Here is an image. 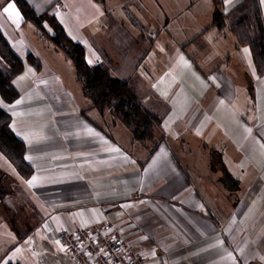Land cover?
Segmentation results:
<instances>
[{
	"label": "crops",
	"instance_id": "obj_1",
	"mask_svg": "<svg viewBox=\"0 0 264 264\" xmlns=\"http://www.w3.org/2000/svg\"><path fill=\"white\" fill-rule=\"evenodd\" d=\"M27 1L158 118L153 141L134 140L109 107H91L72 61L0 0V31L24 65L18 98L0 95V107L33 168L5 198L37 199L36 243L61 253L59 230L110 221L151 252L147 264H264V75L229 29L243 0H221L222 29L212 0ZM221 162L238 187L223 183Z\"/></svg>",
	"mask_w": 264,
	"mask_h": 264
},
{
	"label": "trees",
	"instance_id": "obj_2",
	"mask_svg": "<svg viewBox=\"0 0 264 264\" xmlns=\"http://www.w3.org/2000/svg\"><path fill=\"white\" fill-rule=\"evenodd\" d=\"M6 1H13L24 22L33 24L41 35L49 38L56 50L63 52L72 61L75 79L79 83L83 95L90 101L91 107L100 111L109 107L129 128L134 140L142 143L154 140V126L158 122V118L140 103L126 81L112 76L107 68L89 64L85 47L68 35L65 28L49 9L43 13H37L27 0ZM95 1L104 2L106 0ZM212 2L214 5L212 25L222 29L227 22L225 15L219 9L221 0H212ZM47 26L51 32H48ZM229 29L235 35L239 45L250 47L257 72L260 76L264 75V24L258 0H243L239 3L232 10ZM0 58L6 64V71L0 68V95L5 102L12 103L19 96V92L12 81L15 76L23 71L24 65L1 31ZM27 58L36 68H40V60L33 54L29 53ZM206 148L209 150L210 164L213 167L216 165L213 163L215 150L207 145ZM153 150L151 149L150 152ZM0 152L11 162L23 179H28L32 175L33 168L25 159L26 145L12 130L11 115L1 107ZM220 166L223 183L229 188L238 187L237 181L222 162ZM8 264L22 263L15 261Z\"/></svg>",
	"mask_w": 264,
	"mask_h": 264
},
{
	"label": "rangeland",
	"instance_id": "obj_3",
	"mask_svg": "<svg viewBox=\"0 0 264 264\" xmlns=\"http://www.w3.org/2000/svg\"><path fill=\"white\" fill-rule=\"evenodd\" d=\"M30 27L36 35H41L33 24L30 23ZM27 30L24 29L26 34ZM45 40L48 41L49 38L45 36ZM89 42L96 45L92 36L89 37ZM104 48L107 49V43ZM102 56L107 63V56ZM0 68L6 71V64L1 58ZM24 184L14 166L0 152V194L3 193L0 195V264L17 260L22 264H75L65 249L59 253L47 240L42 241L43 245L36 243L37 233L34 230L39 225L38 220L42 214L37 211L39 203L34 196L15 198L12 202L5 198L4 193H17Z\"/></svg>",
	"mask_w": 264,
	"mask_h": 264
},
{
	"label": "built area",
	"instance_id": "obj_4",
	"mask_svg": "<svg viewBox=\"0 0 264 264\" xmlns=\"http://www.w3.org/2000/svg\"><path fill=\"white\" fill-rule=\"evenodd\" d=\"M57 240L76 264H147L151 252L110 221L94 227L74 226L58 231Z\"/></svg>",
	"mask_w": 264,
	"mask_h": 264
},
{
	"label": "snow or ice",
	"instance_id": "obj_5",
	"mask_svg": "<svg viewBox=\"0 0 264 264\" xmlns=\"http://www.w3.org/2000/svg\"><path fill=\"white\" fill-rule=\"evenodd\" d=\"M3 12L5 14H8L10 17L11 16H15L16 20H19L20 18V14L19 12L16 10V6L14 3H8L7 7L3 8ZM17 103H19V101H17ZM29 183H32V181H30Z\"/></svg>",
	"mask_w": 264,
	"mask_h": 264
}]
</instances>
